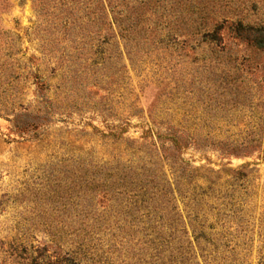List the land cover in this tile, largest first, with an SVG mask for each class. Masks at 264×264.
<instances>
[{
    "label": "rangeland",
    "instance_id": "rangeland-1",
    "mask_svg": "<svg viewBox=\"0 0 264 264\" xmlns=\"http://www.w3.org/2000/svg\"><path fill=\"white\" fill-rule=\"evenodd\" d=\"M95 1L0 0V264H264V0H104V43ZM34 75L54 111L26 140L9 119L37 105ZM170 129L191 137L183 169L160 148ZM72 160L167 179L183 231L76 217L44 179Z\"/></svg>",
    "mask_w": 264,
    "mask_h": 264
},
{
    "label": "trees",
    "instance_id": "trees-1",
    "mask_svg": "<svg viewBox=\"0 0 264 264\" xmlns=\"http://www.w3.org/2000/svg\"><path fill=\"white\" fill-rule=\"evenodd\" d=\"M95 4L92 9H97L99 13L97 15L92 13L89 16L90 26L93 33L98 37L96 38L97 42L104 43L105 39L101 36L106 18L104 0H96ZM207 36L209 35L205 34L203 36L205 41L214 40L212 37ZM243 38L247 43L250 42L247 36ZM253 42H256L255 45L262 44L261 39ZM37 77L34 75L33 81L37 105L34 108L27 106L10 112L11 130L21 139H36L45 125L51 121V112L54 111L53 101L45 96V86L42 80L37 79ZM123 131V128H120L118 132L110 134L118 137ZM178 132L181 131L170 129L165 133L157 134L158 140L162 142L160 148H165L167 151L165 158L174 164L183 162L179 152L182 147L191 142V137ZM165 142H168L169 145L166 146ZM220 149L229 154H234L233 149L226 148V145L219 146ZM178 165L179 168L183 169L181 164ZM140 168L143 169V172L130 173L133 168L129 166H103L84 160H72L70 163H62L59 167L55 165L49 170H45L44 179L50 181L48 186L54 192L64 190L65 193L72 196L76 204H81L80 208L76 209V217L84 214L86 217L90 216L93 219V214L98 210V205L103 210H108L116 216H130L128 225L134 229H149L148 233H144L149 236L148 241L153 242L154 239H159L160 243H163V241L168 242L165 239L163 240L162 234L166 235L167 238L168 234H165V232L170 234L183 231L181 227H176L175 217L173 215L169 216V213L175 207L171 196L172 190L167 184V179L162 178L163 182L155 174L149 172V169L145 166L141 165ZM84 196L89 197V202L84 203L85 205L80 200ZM96 198L98 204H96ZM141 217L145 218L144 221L141 220ZM178 222L180 223V221ZM131 232L133 234L135 230ZM181 246V243L175 245V247L170 245L167 248L168 253H177ZM155 249L156 253L162 251L158 247H155ZM44 264L53 263L48 261Z\"/></svg>",
    "mask_w": 264,
    "mask_h": 264
}]
</instances>
